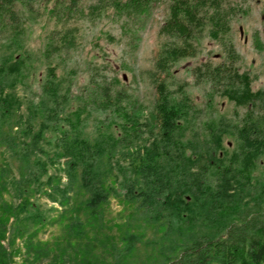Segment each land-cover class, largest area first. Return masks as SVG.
Here are the masks:
<instances>
[{
	"label": "trees",
	"instance_id": "trees-1",
	"mask_svg": "<svg viewBox=\"0 0 264 264\" xmlns=\"http://www.w3.org/2000/svg\"><path fill=\"white\" fill-rule=\"evenodd\" d=\"M36 1L52 3L50 17L63 25L82 16L88 2L89 15H97V3L104 0H0V19L18 33L22 22L15 5L24 2L32 11ZM164 2L168 17L160 31L165 42L151 74L155 90L151 110L119 78L102 75L100 68L92 71L72 110L68 95L60 93L57 77L58 66L69 59L72 42L60 30L48 34L44 50L47 68L42 95L54 107L40 102L32 124L24 122L20 100L6 92V75L11 71L0 66V264H16L17 258L20 264H102L104 254L113 263L122 258L129 263L141 247L156 253L149 264H264V211L247 210L231 221L220 210L230 190L227 181L238 176L250 181L247 175L264 147L258 120L238 130L237 160L245 152L247 158L242 160L241 175L230 176L222 170L223 158L216 154L229 124L214 117L205 124L217 150L210 142L197 140V133H192L195 139H187L202 111L187 96L176 98L166 84L174 62L195 56L192 40L210 24V35L222 41L225 58L217 65L206 62L196 68L210 87L208 107L216 95L238 106H253L264 99V92H253L250 77L237 68L241 56L225 38L231 28L224 0H110L125 45L126 58L120 68L136 77L142 34ZM254 47L264 52L259 34ZM86 112L102 114L101 125L107 132L83 138L80 129ZM25 125V132L31 133L28 140L21 137ZM48 131L55 133L50 141ZM43 142L52 149L46 150ZM122 162L133 176V185L121 198L125 214L113 221L109 201ZM212 169L218 174L216 189L208 183ZM237 184L245 187L243 182ZM261 194L256 203L262 205L264 188ZM37 195L62 207L55 223L63 236L51 242L38 240L35 223L30 230L20 228L26 221H35L30 208ZM254 198V194L249 197ZM198 223L209 232L196 234Z\"/></svg>",
	"mask_w": 264,
	"mask_h": 264
},
{
	"label": "rangeland",
	"instance_id": "rangeland-1",
	"mask_svg": "<svg viewBox=\"0 0 264 264\" xmlns=\"http://www.w3.org/2000/svg\"><path fill=\"white\" fill-rule=\"evenodd\" d=\"M109 2L110 0L99 1L97 3V7L100 9L99 13L94 16L88 13L91 5V2H88L82 16L80 15L63 25H56L50 17L49 11L52 3L36 1L30 11L26 3L18 2L15 5V11L22 22L21 31L18 33L7 22L0 19V66L8 67L11 71L6 75V92L20 100L19 110L26 125L32 124L40 102L44 101L48 107H54L52 100L46 95H42L47 68L44 61L46 37L54 30H60L65 35L68 34L72 42L69 59L57 68L60 93L68 95L67 105L71 106L72 110L78 106L77 99L88 85L95 68L102 69V75L109 78H119L132 94L139 96L145 109L153 108L155 90L151 74L155 69L156 55L165 42V37L160 30L168 17V4L164 2L155 11L147 29L142 34V42L137 53V75L135 77L130 71L120 68L123 59L126 58L125 45L122 41L120 23ZM224 10L229 13L231 28L229 37L225 38L235 45L241 56L237 68L241 74H247L250 77L253 92H264V52L258 51L254 47L256 34L264 39V0H224ZM192 43L196 50L195 56L180 58L173 63L166 79L167 87L174 92L176 98H180L182 95L187 96L195 107L202 111L193 130L188 132L187 139H195L192 138V133H197V140L202 143L208 141L211 143V147L216 149L212 138L208 136L205 129L206 122L214 117L217 120L223 118L229 124L230 127L223 137L222 149L218 150L216 154L219 158H223L222 170L228 171L230 176L241 175L242 160L247 154L245 152L244 155L239 156L241 161L237 160L241 145L238 130L247 122L258 120L259 129L264 131V99L257 100L253 106H238L228 98L216 95L213 97L212 107H208L210 87L207 82L202 80L200 74H196V68L206 62L213 65L221 63L225 58L224 48L222 41L211 37L210 24L197 33ZM55 58L54 61L57 62L59 60L57 58L63 57ZM249 114L253 116L250 117ZM103 118L104 116L98 112H86L83 115L80 129L82 137L94 139L100 131L107 132L101 125ZM26 125L23 127L24 134H21V137L28 140L31 133L25 132ZM263 131L261 132L262 137H264ZM113 132L118 136L117 130ZM54 135V132L48 131L46 136L50 141ZM43 146L46 150L52 149L48 142H43ZM259 154L247 175L250 177V181L247 179L246 183L245 179L238 176L226 183L230 190L224 200L223 204L225 205L220 210L225 212L228 220H237L247 210L264 211V201L262 205L256 203V200L262 196L264 188V147L259 150ZM50 172H53V169H50ZM117 172L118 185L109 201L111 209L109 217L113 221L121 220L125 214L121 198L133 185V176L128 171L126 163L122 162L117 168ZM217 175V171L212 169L208 176V183L213 189H216L219 184V181L216 180ZM62 182H66L65 177ZM237 182H243L245 187H241ZM253 194L255 200L251 201L249 197ZM186 198L188 201L191 200L189 194ZM201 200L204 199L201 198L198 203ZM61 210L62 207L58 202L37 195L33 198L30 208V213L35 216V221H26L20 227L21 231L32 229V225L35 223L38 228V240L42 242H51L56 237L63 236L60 225L55 223ZM198 222H201V219ZM208 232V228L206 229L202 223L197 224L196 234ZM17 244L21 245V242L18 240ZM102 256V264H149L156 253L150 247L137 248L130 257L129 263L125 258L113 263L105 254ZM20 263L21 258H17L16 264Z\"/></svg>",
	"mask_w": 264,
	"mask_h": 264
}]
</instances>
